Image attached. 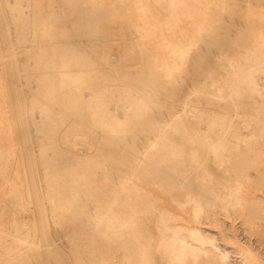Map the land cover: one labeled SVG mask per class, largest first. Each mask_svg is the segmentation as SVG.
<instances>
[{
    "label": "bare ground",
    "instance_id": "1",
    "mask_svg": "<svg viewBox=\"0 0 264 264\" xmlns=\"http://www.w3.org/2000/svg\"><path fill=\"white\" fill-rule=\"evenodd\" d=\"M0 264H264V0H0Z\"/></svg>",
    "mask_w": 264,
    "mask_h": 264
},
{
    "label": "rangeland",
    "instance_id": "2",
    "mask_svg": "<svg viewBox=\"0 0 264 264\" xmlns=\"http://www.w3.org/2000/svg\"><path fill=\"white\" fill-rule=\"evenodd\" d=\"M114 51H115V50H114ZM115 52H117V50H116Z\"/></svg>",
    "mask_w": 264,
    "mask_h": 264
}]
</instances>
